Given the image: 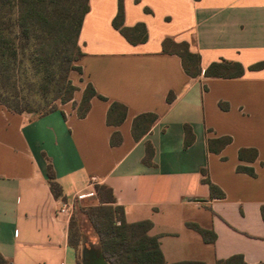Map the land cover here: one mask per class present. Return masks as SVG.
Returning <instances> with one entry per match:
<instances>
[{"label":"crops","instance_id":"obj_1","mask_svg":"<svg viewBox=\"0 0 264 264\" xmlns=\"http://www.w3.org/2000/svg\"><path fill=\"white\" fill-rule=\"evenodd\" d=\"M123 4L124 25L144 23L147 39L131 43L113 26L118 0H89L79 34L82 73L71 72L80 88L76 101L87 82L107 100L92 97L84 117L72 101L43 116L0 104V255L10 264H77L68 242L71 214L57 210L63 203H97L94 186L105 184L128 222H153L150 234L159 235L168 263L216 264L235 254L247 264L264 261V67L248 69L264 60V0ZM166 38L187 42L202 71L221 58L246 70L237 77H191L179 55L162 51ZM112 101L127 107L118 125L107 122ZM143 112L158 118L135 139L133 119ZM184 124L195 136L187 147ZM115 131L121 142L113 145ZM223 135L231 142L210 151L207 139ZM147 142L153 164L143 161ZM241 148H255L257 156L247 151L240 159ZM49 163L67 201L51 191ZM239 164L256 174L238 171ZM202 169L223 197L211 196ZM187 222L212 230L214 242Z\"/></svg>","mask_w":264,"mask_h":264},{"label":"trees","instance_id":"obj_2","mask_svg":"<svg viewBox=\"0 0 264 264\" xmlns=\"http://www.w3.org/2000/svg\"><path fill=\"white\" fill-rule=\"evenodd\" d=\"M88 10L89 0H0V104L13 112L43 116L58 109L59 102L72 101L78 116L84 117L90 109L92 97L107 100L95 90L91 82H87L82 90L80 101L74 99L75 92L80 88L73 82L71 72L82 73V67L78 63L83 55L79 34ZM112 24L131 43L147 39L144 23L124 25L123 0H118V10ZM162 51L179 55L185 72L191 77L202 73L207 77H237L243 75L246 70L238 61L221 58L210 62L202 71L200 55L192 52L185 41L175 42L166 38L162 43ZM263 67L264 60H261L249 65L248 69L257 70ZM174 98L172 92L167 95L169 102ZM220 106L228 107L225 102H220ZM126 114L125 104L112 101L107 113V122L118 125L125 119ZM157 118L158 115L154 112L136 115L132 123L135 139H140L147 133ZM184 133V146L187 147L195 137L189 124H184ZM231 140L229 135L208 138V149L220 151ZM120 142L121 135L115 131L111 136V144ZM247 151L252 152L253 158L257 156L255 148H241L238 152L239 158L242 159ZM153 156L154 147L147 142L143 161L153 164ZM237 170L256 174L252 167L241 164L237 166ZM202 172L205 175L202 181L209 185L211 196L223 197L224 192L211 182L206 175L207 171L202 169ZM47 178L53 194L67 201L50 163ZM94 189L98 202L80 206L79 211L96 238L97 251L109 264H206L201 260L168 263L160 248L159 235L150 234L153 222H128L124 208L117 204L111 187L95 184ZM262 213L264 215V206ZM187 226L198 231L204 241L214 242L216 235L212 230L194 222H187ZM86 239L82 221L76 214L71 213L69 245L77 252ZM0 264L10 262L0 255ZM77 264H80L78 259ZM216 264L247 263L241 254H235L216 260ZM254 264H264V261Z\"/></svg>","mask_w":264,"mask_h":264},{"label":"rangeland","instance_id":"obj_3","mask_svg":"<svg viewBox=\"0 0 264 264\" xmlns=\"http://www.w3.org/2000/svg\"><path fill=\"white\" fill-rule=\"evenodd\" d=\"M95 202H97V201H95ZM90 204H94V202H92L90 199L82 200V201H76L75 204L73 205V210H72L73 211L72 215L76 214V216L78 218H80V220L82 221L83 228L86 230V234H87L86 242L83 243L78 248V250L76 252V256H77V259H78L80 264H83L82 253L84 250L87 251L88 255L94 250L97 251V249H96V238L91 233V230H90L88 223L85 221L84 217L81 215V213L79 211L80 206H85V205H90Z\"/></svg>","mask_w":264,"mask_h":264},{"label":"water","instance_id":"obj_4","mask_svg":"<svg viewBox=\"0 0 264 264\" xmlns=\"http://www.w3.org/2000/svg\"><path fill=\"white\" fill-rule=\"evenodd\" d=\"M83 264H109V262L96 250L89 255L86 250L82 253Z\"/></svg>","mask_w":264,"mask_h":264},{"label":"built area","instance_id":"obj_5","mask_svg":"<svg viewBox=\"0 0 264 264\" xmlns=\"http://www.w3.org/2000/svg\"><path fill=\"white\" fill-rule=\"evenodd\" d=\"M73 210V204L63 203V205L57 210L58 213L71 214Z\"/></svg>","mask_w":264,"mask_h":264}]
</instances>
